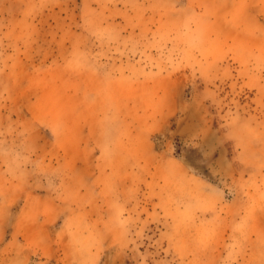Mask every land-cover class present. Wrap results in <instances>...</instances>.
Returning a JSON list of instances; mask_svg holds the SVG:
<instances>
[{"label": "rangeland", "instance_id": "374dc122", "mask_svg": "<svg viewBox=\"0 0 264 264\" xmlns=\"http://www.w3.org/2000/svg\"><path fill=\"white\" fill-rule=\"evenodd\" d=\"M0 264H264V0H0Z\"/></svg>", "mask_w": 264, "mask_h": 264}]
</instances>
